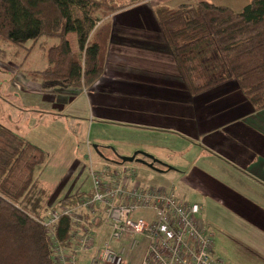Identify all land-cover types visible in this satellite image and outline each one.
<instances>
[{
    "label": "trees",
    "instance_id": "16d2710c",
    "mask_svg": "<svg viewBox=\"0 0 264 264\" xmlns=\"http://www.w3.org/2000/svg\"><path fill=\"white\" fill-rule=\"evenodd\" d=\"M125 8L112 0H0V41L45 54L48 66L26 74L40 92L88 89L104 72L111 41V30L97 24ZM152 15L189 95L234 82L253 110L264 109V0L240 11L206 2L156 5ZM46 164L45 152L0 125V264H55L43 228L50 193L39 177ZM89 192L79 188L56 206H73ZM69 230L61 218L62 242Z\"/></svg>",
    "mask_w": 264,
    "mask_h": 264
},
{
    "label": "crops",
    "instance_id": "0c3cea01",
    "mask_svg": "<svg viewBox=\"0 0 264 264\" xmlns=\"http://www.w3.org/2000/svg\"><path fill=\"white\" fill-rule=\"evenodd\" d=\"M251 1L154 0V5L175 8L206 2L240 11ZM152 9L119 10L106 16L101 27L111 30V41L104 72L92 87L42 93L39 85L31 82L25 93L40 96L42 105H30L26 100L19 106L25 112L74 117V104L81 98L93 122L146 129L188 144L197 153L192 175L216 207L226 210L220 212L219 219H225L229 227L219 237L215 233L216 254L227 264H264V109L253 110L234 82L198 96L189 95ZM59 95L75 97L64 106L61 101L66 98L59 100ZM86 147L88 152L90 147ZM136 169L143 184L173 188L185 201L175 186L150 184ZM88 186L90 191L89 181ZM140 214L145 218L151 215ZM104 236L106 232L101 241ZM130 241L125 237L112 247L124 246L125 264H140L146 241L138 238L137 247L132 249ZM90 258L91 254L80 256L79 264H90Z\"/></svg>",
    "mask_w": 264,
    "mask_h": 264
},
{
    "label": "rangeland",
    "instance_id": "374dc122",
    "mask_svg": "<svg viewBox=\"0 0 264 264\" xmlns=\"http://www.w3.org/2000/svg\"><path fill=\"white\" fill-rule=\"evenodd\" d=\"M115 6H127L122 10H134L139 7L152 8L154 0H112ZM129 6V7H128ZM102 22L97 24L100 28ZM52 45L56 40H47ZM69 41L74 51L77 41L73 34ZM48 66L45 54L36 46L31 52L0 41V125L14 130L30 140L45 152L47 164L39 177L49 190L47 208L56 206L59 199L71 196L75 190L88 191L87 164L85 156L90 154L93 160H112L119 156L130 157L137 152L151 155L158 164L154 169L134 164L140 174L149 179L150 184L163 183L176 187V192L188 203L198 204L203 209V219L219 237L229 227L216 207L213 199L206 195L196 178L192 175L197 153L188 144L173 136H165L146 129L128 128L92 121L85 102L78 99L74 104L76 116L62 114L59 117L49 114L25 112L21 103L42 105L40 96L26 94L32 81L26 77L30 71L43 70ZM23 78L28 81H23ZM30 84V85H28ZM33 84H36L33 82ZM23 88L21 91L20 89ZM75 96L59 95L66 98L61 104L68 105L69 98ZM87 144L89 151H87ZM94 146L97 149H94ZM144 150V151H143ZM147 151V152H145ZM103 157L99 159L98 157ZM105 158V159H104ZM165 174L160 178V174ZM213 200V201H212ZM144 214L137 218H144ZM102 242L99 240V245ZM93 253L91 254L92 257Z\"/></svg>",
    "mask_w": 264,
    "mask_h": 264
},
{
    "label": "built area",
    "instance_id": "2783aa9c",
    "mask_svg": "<svg viewBox=\"0 0 264 264\" xmlns=\"http://www.w3.org/2000/svg\"><path fill=\"white\" fill-rule=\"evenodd\" d=\"M87 160L89 194L73 206L50 208L43 221L55 264H79L92 253L90 264H125L124 246L112 247L125 237L131 249L138 238L146 241L140 264H227L216 254L215 232L200 205L179 199L173 188L143 184L133 164L95 161L90 154ZM141 212L151 215L137 218ZM61 218L70 224L65 242L57 235Z\"/></svg>",
    "mask_w": 264,
    "mask_h": 264
},
{
    "label": "water",
    "instance_id": "95a60500",
    "mask_svg": "<svg viewBox=\"0 0 264 264\" xmlns=\"http://www.w3.org/2000/svg\"><path fill=\"white\" fill-rule=\"evenodd\" d=\"M94 149L95 150L97 149L96 146H94ZM100 158H103V157L100 156ZM117 158L122 163L143 165V166H147L148 168L154 169V171L156 172L158 171L157 169L154 168V164H158V162L151 155L144 153V152H137L133 156H130V157L119 156Z\"/></svg>",
    "mask_w": 264,
    "mask_h": 264
}]
</instances>
